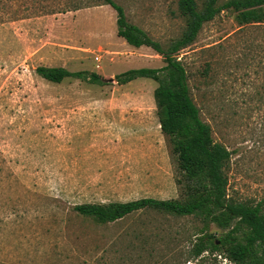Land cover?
<instances>
[{"label":"rangeland","instance_id":"1","mask_svg":"<svg viewBox=\"0 0 264 264\" xmlns=\"http://www.w3.org/2000/svg\"><path fill=\"white\" fill-rule=\"evenodd\" d=\"M113 2L163 48L186 28L177 0ZM176 58L201 119L231 152L227 197L260 203L264 215V26H239L223 10ZM39 66L106 80L51 83L35 73ZM164 66L149 47L116 35V14L100 0H0V264H233L218 251L188 258L204 226L199 217L137 211L100 225L73 210L182 198L158 124L156 82L115 81ZM205 229L214 240L226 233L212 223Z\"/></svg>","mask_w":264,"mask_h":264},{"label":"trees","instance_id":"2","mask_svg":"<svg viewBox=\"0 0 264 264\" xmlns=\"http://www.w3.org/2000/svg\"><path fill=\"white\" fill-rule=\"evenodd\" d=\"M100 1L114 10L118 37L135 48L149 47L165 63L160 69L124 71L115 76V81L120 85L139 78L156 82L153 99L158 124L176 163L179 176L176 184L182 198L83 203L74 206L73 210L100 225L116 222L137 211L171 217H199L204 226L193 241L188 258L196 259L204 252L218 251L233 264H264V215L261 204L237 203L227 197L225 167L231 152L214 141L210 125L201 119L199 108L190 93L185 66L176 58L179 51L196 40L202 26L223 10L234 12L239 26H264V0H228L222 5L217 4L218 0H203L201 9L195 0H177V10L186 19V28L181 37L166 48L137 26L128 23L123 8L113 0ZM203 72L206 76L207 69ZM35 73L56 84L67 78L99 85L106 80L96 73L70 72L62 67L39 66ZM262 74L264 76V71ZM258 86L260 90L257 94L264 90V80ZM211 223L226 231L218 240H214L212 234L205 233V228Z\"/></svg>","mask_w":264,"mask_h":264}]
</instances>
